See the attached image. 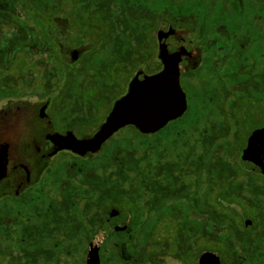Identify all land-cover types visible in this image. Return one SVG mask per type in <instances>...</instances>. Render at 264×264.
<instances>
[{
    "label": "flooded vegetation",
    "instance_id": "af4514ba",
    "mask_svg": "<svg viewBox=\"0 0 264 264\" xmlns=\"http://www.w3.org/2000/svg\"><path fill=\"white\" fill-rule=\"evenodd\" d=\"M72 1L74 6L69 11L57 10L63 9L61 6L67 3L70 6ZM116 1L124 0H111L112 3ZM221 1L225 4V10L200 12L194 18L197 20L193 26H175V33L165 39L168 52L181 47L189 52V56L178 64V81L186 95L184 113L190 108L195 122L190 126L187 122L174 123L183 113L149 133L141 132L133 124H126L112 133L98 151H87L83 155L69 149L56 151L53 138L69 133L78 139L91 137L105 121L115 101L127 93L137 70H133L131 58L126 63L116 60V54L111 51L112 41L105 35L109 29H118L106 26L107 18L94 22L99 24L98 29H86L85 15H95L97 12L81 10L85 5L83 0H57L56 9L43 13L47 18L57 19L63 24L61 27L55 21L40 24L34 17L36 12H33L31 20L36 39L42 40L44 32L49 35L47 42L37 41L33 49L51 57L56 66L52 70L45 68L40 77L20 74L18 86L9 80L15 88L13 91H5L7 79L0 78V152L6 156V170L0 176V260L8 257L9 264H85L88 245L98 242L99 264H197L199 258L196 250L189 251L186 246L183 253L178 244L179 225L183 214H187L183 210L188 208V199L182 194L181 177L184 174L185 182L194 191L198 181L196 164L190 159L185 161L183 168H188L187 162H190L189 175L178 169L180 164L171 165L170 159L174 156L164 155L163 139L157 148L163 153L159 158L158 171L147 172L155 177L151 181L155 185L130 187L132 181L116 179L132 177L133 172H103L99 166L101 154L107 147L114 145L132 151L136 138L142 135L152 137L166 127H174V130L179 127L182 135L189 137L198 152L201 150L200 139L205 134L211 136L214 122L223 120V126L239 129L243 127L242 122L247 114L252 117L257 114V2L238 0L239 9L236 10L231 5L235 0H230V3L229 0ZM215 2L217 0H212V5ZM112 3L111 7H114ZM100 14L107 16L105 11ZM198 17L213 19L211 26H203V21H198ZM71 30L78 33L75 36L76 46L68 42ZM102 31L105 35L98 36ZM87 32L91 38L86 37ZM128 40L132 46V38L128 37ZM73 50L77 51L74 60L71 59ZM111 54L113 57L110 59ZM157 59L158 69L153 70L154 73L142 70L156 76L164 67L163 62ZM37 62L45 63L44 60ZM59 66L61 70H58ZM149 67L153 69L155 66L151 64ZM124 68L128 78H124L120 87L121 78L113 77H117ZM184 84L189 88V93ZM188 100L192 102L191 106ZM210 115L222 119L213 120ZM204 118L209 119L210 123L205 122ZM186 126H189L188 129ZM256 129L257 126H253L242 141L237 157L239 165L247 138ZM172 136L176 139L175 135ZM138 143L140 145L141 142ZM153 146L148 154L154 150ZM58 154L68 156L63 170L49 171ZM212 159L210 155L211 169ZM154 162L152 160L148 166L154 167ZM84 167L96 170L93 187L89 185L91 181L85 182L81 177L89 173L82 170ZM243 170L257 176L256 170L248 167H243ZM106 179L110 183H124L120 191L129 193L126 196L117 195V187L104 185ZM199 181L200 203L206 200L212 204L201 194L203 183L201 179ZM209 183L206 181L204 185L206 190L211 191L210 179ZM188 195L193 196L192 193ZM7 210L15 218L7 219ZM113 211H116L114 215L111 214ZM262 223L264 220L260 219L258 234L264 232ZM134 226L142 227V235L136 233ZM115 227L120 229L115 230ZM161 231L168 239L158 241ZM7 233H10L8 241L12 242L8 251ZM127 241H142L140 257L138 253H125L126 260L119 256L115 250L117 243ZM104 242L111 243V256L101 254ZM54 243H64L66 246H57V251H54ZM64 248L66 251H63ZM189 255L193 256V260ZM204 263L205 259L202 261Z\"/></svg>",
    "mask_w": 264,
    "mask_h": 264
},
{
    "label": "trees",
    "instance_id": "16d2710c",
    "mask_svg": "<svg viewBox=\"0 0 264 264\" xmlns=\"http://www.w3.org/2000/svg\"><path fill=\"white\" fill-rule=\"evenodd\" d=\"M83 2L85 5L81 10L86 13L107 12V16L103 15L108 20L106 26L111 29L115 26L118 30L111 31L109 29L106 35L102 31L100 34L98 33V36L102 37L105 35L112 41L111 51L116 54L117 61L126 63L131 58L134 71L143 62L150 59L152 52L151 33L159 20L162 19L164 21L159 27H190L194 25V21L197 20L194 18L200 12L225 10V4L221 0H217L214 5H212V0H192L189 2L168 0L166 3L167 7L164 3L158 9L154 7L149 9L133 7L132 0L116 1L114 3L111 0H83ZM228 2L230 3V0ZM111 3L114 7H111ZM56 4L57 0H0V70H2L4 65L7 66L11 62L17 51H30L35 47L37 41L43 43L48 41L47 37L49 35L47 34V36L46 32L43 33L42 40L40 38L36 39L35 30L26 22L25 18L23 19L19 15L18 9L26 12L30 20L33 12H36L34 17H37V21L40 24L55 21L61 27L63 24L59 23L57 19L47 18L43 15L48 10L56 9ZM231 5L234 6V9H239L238 0H235V3L231 2ZM211 6L214 7L211 8ZM83 20L90 26L96 25L94 23V15H85ZM199 20L203 21L201 23L203 26H211L210 21H213V19L209 18H199ZM263 25L264 3H257V27L261 26V28H257V128L264 125ZM4 27H9V30H4ZM128 37L132 38V46L128 43ZM112 57L113 55L110 56V59ZM125 63H123L124 66ZM186 74L188 75L189 72ZM200 116L201 118L204 117L202 114ZM178 121L194 123V113L188 108L186 113L174 123ZM211 129V136L205 134L200 139L199 146L201 150L198 152L195 150L194 145L190 143L189 137L182 135L183 131L179 127L176 130H174V127H166L164 130L154 134L150 143H140L143 151L140 155L136 154L135 148L130 151L120 146L107 147L101 154L99 167L103 172L110 170L133 172L132 177L123 176L116 179L117 181H132L129 183L130 187L143 188L152 186L155 185L151 182L155 177L148 175L147 172L151 170L158 171L160 156L163 153L166 156L170 154L167 143L176 144L181 141L182 148L180 147L174 153V158L170 159L171 165L180 164L178 169L185 171L186 175H189L191 173L189 169L190 162H187L188 168H183V166L185 161L188 159L192 160L196 164L198 181L196 189L191 191V185L185 182L184 174L181 177L182 194L188 199V208L183 210V213L187 214H183L182 222L178 229L180 251L184 253L186 246L189 251L196 250L195 243L197 242V250L201 252V246L198 242H220L224 246V253H221L218 264H264V232L263 234H258L257 232V225L260 224V219L264 220V176L257 173V177H255V174L246 172L238 164L237 157L242 146L238 128L233 126L225 127L223 126V120H220L217 123L214 122ZM248 133L249 131H247L246 135ZM172 135H175L176 139H173ZM163 139L165 140L166 148H164L165 150L162 153L157 148L164 141ZM153 144L154 150H151L148 154V150L152 148ZM210 155L213 158L212 169L209 167ZM115 159L116 161L118 160L117 163L114 162ZM152 160H155V166L149 167L148 164ZM119 161H122L121 164L123 166ZM170 162H167V164ZM82 170L89 172L85 175L82 174L81 177L85 182L91 181L89 185L93 187L94 172L96 170L89 167H84ZM241 174L245 175V177L239 179ZM202 176L208 183L209 179L211 180V191L217 190L212 204L207 203L206 200L200 203L199 180ZM106 181L105 186L113 185L118 188L117 195L126 196L129 193L126 190L120 191L121 188L123 189L124 183H110L109 179H106ZM208 192L209 190H206V196ZM189 193H192L193 196L188 195ZM205 197L204 199H206ZM221 200L227 202H221ZM235 201L242 204L247 215L245 212L242 214L236 211L235 208L229 207L230 203ZM8 218L12 219L15 216L7 210ZM245 222H250L251 227L246 228ZM262 224L264 225V223ZM133 229L138 235H142V227L134 226ZM6 236V249L8 251L10 250L8 248L9 244L12 242L8 241L10 233H7ZM61 245L66 246L64 243H54L52 250L57 251V246ZM103 245H111V243L104 242ZM142 245V241L118 242L115 250L118 251L119 256L123 260H126L125 253H138L140 257ZM111 250L109 246V251ZM63 251H66V248ZM53 257H55L54 252ZM155 264L159 263L156 262Z\"/></svg>",
    "mask_w": 264,
    "mask_h": 264
},
{
    "label": "water",
    "instance_id": "95a60500",
    "mask_svg": "<svg viewBox=\"0 0 264 264\" xmlns=\"http://www.w3.org/2000/svg\"><path fill=\"white\" fill-rule=\"evenodd\" d=\"M175 33L171 27L160 26L156 32L158 42L157 57L163 62V69L154 75L146 74L142 69L132 77L128 91L117 99L99 129L91 137L76 138L72 133L53 138L56 151L69 149L83 155L87 151L96 152L102 143L117 129L133 124L141 132H155L169 120L181 116L187 107L186 95L179 85V62L189 56V52L181 47L168 52L166 37ZM77 57V51L71 52V59ZM158 78V79H154ZM257 155V162H256ZM242 167L256 170L264 176V125L254 130L247 138L246 146L239 159ZM6 170V156L0 152V176ZM116 211L111 212L114 215ZM251 227L250 222L245 223ZM120 227H115V230ZM124 229V228H121ZM99 243L92 242L87 247L85 264H99ZM218 264V257L214 255ZM203 256L197 264H202Z\"/></svg>",
    "mask_w": 264,
    "mask_h": 264
},
{
    "label": "rangeland",
    "instance_id": "374dc122",
    "mask_svg": "<svg viewBox=\"0 0 264 264\" xmlns=\"http://www.w3.org/2000/svg\"><path fill=\"white\" fill-rule=\"evenodd\" d=\"M133 1V7H145V8H150V7H154L156 9H158V7L162 6L164 3H165V6L167 7L166 3L168 2V0H132ZM177 2H189V1H192V0H176ZM73 2V1H72ZM257 3H264V0H256ZM197 3V2H195ZM72 6H74V2L70 4L67 3V4H64L62 5L61 7L62 8H58L57 10L58 11H69ZM160 9V8H159ZM18 12H19V15L25 20L26 22L30 25V26H33L34 25L32 24V20L29 19V16L27 15L26 12L22 11V10H19L18 9ZM161 14H163L162 12H160ZM103 15L100 14V12H97L95 15H94V19L95 21H103ZM163 20H159L157 22V26L155 27V29L152 31L151 33V37H152V52H151V56H150V59H148L146 62H143L139 67H137L138 69H143L146 73H154L153 70H157L158 69V59H157V51H158V48H157V40H156V32H157V29L159 27V25L162 22ZM167 22V21H166ZM102 26L104 27L105 26V23L102 24ZM85 27L86 29H90V30H93V29H98L99 28V24L97 25H88V24H85ZM259 28H261V26H258ZM257 27V28H258ZM165 28H168L167 26H165ZM262 28H264V25L262 26ZM4 30H9V27H4ZM87 31V30H86ZM71 35L68 39V42L72 45V46H76L77 45V40L75 38L76 35H78L77 31L75 30H71L70 31ZM86 37L88 38H91V35L90 33H86ZM94 39V38H93ZM37 60H44L45 63L43 64H39L37 62ZM47 60V61H46ZM32 61L34 62V64H32ZM151 64H153L155 67L152 69L150 68L149 66ZM53 66H56L55 64V60H52L51 57H48L45 53H37L35 52L34 49L30 50V51H17L14 55V58H12L11 62L6 65H4L2 67V70H0V78L2 79H7V84L5 86V91H13L15 90V88L13 87V85H10V82L9 80L13 81V82H16V86L19 85V83L17 82L18 81V78L20 74H33V75H37L40 77V75H42V72L44 71L45 68H48V69H51L52 70V67ZM61 66L58 67V70L60 69L61 70ZM136 69V70H138ZM81 76H77V78H80ZM113 78H121V82H119V85L120 87H122V83H123V80L124 78H128V75L126 73V69L124 68V70H121L118 72V76L117 77H113ZM123 78V79H122ZM126 80V79H125ZM1 85H2V81L0 82V90H1ZM186 92L189 93V88L186 86V84L183 85ZM124 87V85H123ZM25 89H28L27 87ZM120 90V89H119ZM118 90V91H119ZM188 105H192V102L188 100ZM254 117H252L250 114H247V116L245 117L244 121L242 122V128H239L241 129V131H239V135H240V138H241V143L243 141V139H245V135L247 133V131H249L253 126H257V114H254L253 115ZM206 118V117H205ZM204 118V119H205ZM210 118H213V120H220L222 119V117L220 116H217V115H210ZM188 120V119H187ZM186 120V121H187ZM179 122V121H178ZM205 122L207 123H210V120L209 119H205ZM188 125L190 126V123L187 122ZM245 123V124H244ZM188 126V127H189ZM188 127L186 126V128L188 129ZM123 134H125V132H123ZM172 138V137H171ZM137 140V141H136ZM136 140H134V143H133V148H135L134 150L136 151V154L137 155H140L143 151H142V148H141V145H139L138 141L142 142V143H150L151 142V137L150 136H139L138 138H136ZM166 144V143H165ZM164 144V145H165ZM181 144L182 142L181 141H178L176 144H171V143H167L166 145L168 146L167 148H169L168 152L170 153L169 155L170 156H174V153L180 149L181 147ZM163 148H165V146H162ZM182 148V147H181ZM199 149V148H198ZM67 158L68 156L67 155H64V154H58L55 158H54V161H52V164L50 166V169L49 171H54V170H60L62 171L63 170V163L64 162H67ZM229 159V158H228ZM227 159V160H228ZM245 173V172H244ZM243 173V174H244ZM241 174L239 179H242L243 177H245V175ZM257 177V176H255ZM168 179V178H166ZM201 182L203 183L200 187V191H201V194L203 195V197L206 196V187H205V182H206V179L204 178V176H202L201 178ZM216 191H209L207 193V198L208 200L212 203L213 201L215 200L214 197L216 195ZM55 193V191H53V194ZM56 195V194H55ZM205 197V198H206ZM221 202H227V201H224V200H221ZM229 207H232V208H235L236 211H238L239 213H242L244 214V208L242 206L241 203L239 202H232L230 203ZM245 207V206H244ZM246 215H247V212H245ZM246 223V222H245ZM257 228H259V226L257 225ZM165 233L163 231L160 232L159 236H158V241H163L164 239H168V238H165L164 237ZM170 236V235H169ZM198 244L201 246V252H198L197 250V242L195 243V247H196V256H198V258L202 257L203 256V260L205 259V263L204 264H215L216 260L214 259V255H216L218 257V263H219V260L221 258V253H224V246L222 243L220 242H213V241H209V242H198ZM109 246L110 245H103L102 244V248H101V254L102 255H105V256H111V251L109 252ZM182 257H184L182 255ZM188 257H192V260H193V256L192 255H189ZM2 258V256H0V259ZM8 257L3 259V260H0V264H9L8 263ZM3 261V263L1 262Z\"/></svg>",
    "mask_w": 264,
    "mask_h": 264
}]
</instances>
